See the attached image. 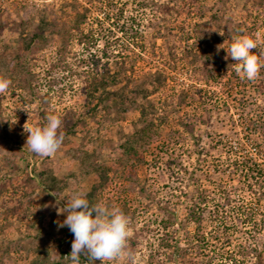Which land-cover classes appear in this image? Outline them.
I'll return each instance as SVG.
<instances>
[{
  "label": "rangeland",
  "instance_id": "obj_1",
  "mask_svg": "<svg viewBox=\"0 0 264 264\" xmlns=\"http://www.w3.org/2000/svg\"><path fill=\"white\" fill-rule=\"evenodd\" d=\"M114 1L113 19L122 7L119 23L125 24L127 35L117 26L114 31L108 30L113 27L112 20L96 24L93 18L101 17L103 9L100 1L0 0V77L11 81L7 92L0 94V264H32L44 255H50L53 264H73L68 255L74 236L67 227L58 228V222L65 219L60 211L73 192L87 195L94 186L96 204L119 208L125 204L124 214L129 220L124 253L103 264H189L171 258L170 248L163 244L176 239L181 247L189 246L190 255L198 251L190 234L186 239L187 231H195V224L186 216L187 208L193 205L190 196L208 190V202L201 204V218L206 225L204 235L209 239V211L214 201L222 200L217 183L225 184L234 200L227 204L228 213L230 205L237 207L240 203L236 201L238 197L252 200L257 196V185L246 187L247 182L237 180L239 172L235 171L234 180L229 181L228 167L225 173L214 170V157L221 154L225 166L224 148L221 142L215 144L216 139L242 136L244 123L238 113L247 117L249 108L253 117L260 115L264 119V0ZM85 5L90 7L85 22L70 28L74 11H81ZM213 13L221 17L219 22L226 27L218 32L225 35L218 46L226 53L232 39L238 36L237 31L256 41L257 49L251 50L261 64L256 79L241 78L235 72L236 62L225 66L221 53L217 54L221 60H211ZM41 17L56 22V26L46 27L45 40L32 41L25 50L24 43L39 31ZM63 22L68 23L66 29L60 27ZM90 30V38L77 41ZM105 39L110 46L104 54ZM126 40L132 44L127 50V63L133 65V70L126 73L132 77L125 88L129 96L145 102L139 93L131 92L134 85L149 71L161 69L167 73L164 87L148 96L160 107L159 114L163 111L167 118L146 149L139 150L145 159L137 168L140 182L128 176L127 162L122 170L119 168L124 159L123 133L132 131L138 117L136 104H126L127 108L116 115L119 104L113 98L100 101L102 88L95 92L92 88L105 64L114 72V53ZM193 52L197 55L195 60ZM124 83L122 79L106 88L116 89ZM181 88L201 89L197 95L200 99L210 94L212 97L202 105L198 98L178 106L176 94ZM89 92L95 97H90ZM163 99L166 106L162 105ZM241 102L248 104L246 109L240 108ZM49 114L61 118L64 141L57 152L44 157L29 150L24 125L43 126ZM252 134L262 140L259 132ZM167 140L171 143H165L166 148L159 151L160 144ZM85 151H94L93 156L87 158ZM255 158L264 164L262 156ZM173 159L179 164L171 162ZM99 165L114 169L102 179L94 168ZM42 171L67 179L60 196H48L39 179ZM249 181L252 183L253 178ZM261 197L264 213V194ZM172 211L176 219L164 228L162 219H171ZM256 218L263 219L257 229L234 222L233 228L228 229L232 235L230 244L222 242L223 236L212 238L194 256L196 264H264V214ZM247 248L255 250L244 253ZM79 264L101 262L82 255Z\"/></svg>",
  "mask_w": 264,
  "mask_h": 264
},
{
  "label": "trees",
  "instance_id": "obj_2",
  "mask_svg": "<svg viewBox=\"0 0 264 264\" xmlns=\"http://www.w3.org/2000/svg\"><path fill=\"white\" fill-rule=\"evenodd\" d=\"M93 1V0H91ZM100 1L99 4H101L103 9H100L101 17L98 15L94 17V21L96 24L101 25L102 23H105V21L112 20V26L109 27L108 30L114 31V26H117V28L122 31L123 33H126L127 30L125 29L124 23H119V19L123 16L122 7L118 8L115 12V18L113 19V14L111 11L115 8L116 3L114 0H96ZM259 5V4H257ZM75 7V6H74ZM82 10L78 11L75 10L73 13V19L69 20V27L73 28L78 26L81 23L85 22V19L87 18V12H89L90 7L85 5L81 7ZM212 21L215 23V30L211 33L209 36V41L211 44L210 49L212 50V53L210 57H212L211 60H221L217 54L220 53L224 55V59L221 60V62L225 66L231 65L234 60L231 59V57H228L227 53L224 51V49L219 48L218 46L219 42L223 41L225 39V35L219 34L218 32L221 29L226 30V27H222L219 20L221 17L217 15L216 13H213L211 15ZM39 28L38 32H34L31 36V38L24 43L25 50L29 49L31 46V42L35 40H45V35L43 34V30L46 27H53L56 26V22H52L46 17H41L39 19ZM68 23L63 22L62 28L66 29V25ZM224 26V25H223ZM103 28V25H102ZM105 28V27H104ZM59 30V29H58ZM66 31V30H64ZM63 31V32H64ZM58 32V31H56ZM109 32V31H108ZM111 32V31H110ZM239 35V32H236ZM93 31L90 30L86 33H82L78 38L77 41L80 43L84 41L86 38H90L92 36ZM227 34V33H225ZM129 37V35L127 36ZM189 38V37H187ZM103 52L106 53V48L109 47V41L107 39L104 40L103 43ZM132 46L131 42L129 40H126L125 43L118 45L116 49V53H114V56L116 59L113 61L114 72H111L108 65H104L103 71H101L100 76L97 75V77L94 78V83L92 84L93 92L95 90H98L99 87L102 89L100 90V94L98 95L99 100H108V99H114L117 104H119V109L116 110V115L120 114V112L124 111L127 106H133L136 104L135 110L138 111V117L133 122V129L129 133H123L125 135L124 142L121 144V149L124 155V159L120 162L119 168L123 167V163L125 164L127 162L128 164V176L130 178H134L136 181L140 182V178L137 174V168L141 166L145 161L144 155L140 154L139 150L142 148L146 149V147L151 143V139L153 136H155L163 122H165L167 118V113L163 112L159 114V106H156V103L153 99H150L148 96L159 89H162L164 85L166 84L167 79V73L162 71L161 69H156L153 72L149 71L147 73H144L143 79L139 81V84L136 86L134 85V88L132 89V93H139L140 98L145 100V102H137L134 99V96H129L125 92V88L127 87V84L129 83V80L132 79L128 74H126L129 70H133V65L128 62L129 53L127 50L131 48ZM219 48V51H218ZM193 57L192 60H195L197 55L195 52L192 53ZM121 75V76H120ZM120 76V77H118ZM125 80V83L120 85V87L116 89H107L106 87L110 85H115L116 83L120 82L121 80ZM201 92V89H187V88H181L177 91V101L176 105H184L191 103V101H195L199 98L198 93ZM205 94V93H204ZM90 97H95L93 93L89 92ZM217 95V94H216ZM207 96V95H206ZM208 98H199L202 103H206L205 100L211 99L212 95L210 94L207 96ZM165 98V97H164ZM164 103L162 105H167L166 99H163ZM115 103V104H116ZM123 105V106H122ZM122 106V107H121ZM248 106L247 103L241 102L240 108L246 109ZM246 107V108H245ZM252 109V108H251ZM204 110H209L208 108H205ZM165 111V110H164ZM252 111L247 108V117H241L242 114L238 113V116L240 117L239 120L241 124L244 123L243 126V134L242 136H234V139H231L229 136H225V138L216 139V142H221L222 146L224 148L223 155L226 156V164L225 166L222 165V162L225 160L221 159V154L216 155L217 157H214V160L216 162L214 170L218 172L225 173V169L228 167L227 171V179L234 180V172H239L238 175L240 176L237 180H243L247 182L246 187H252V185H257L256 193L257 196L253 197V199H244L243 197H238L236 201H239L240 203L237 205H230V210L228 213V210L226 209L228 206L227 204H231L232 201H234L230 197L229 189H226V185L221 183H217V185L221 188L219 190V193L222 195L221 201H214L213 208L210 212V218L209 221L212 222V232L210 239L204 235V231L206 229V225L202 224V206L201 204H206L205 202H208V193L207 189H202L198 192V194L194 197L193 195L190 196V199L193 200V205L189 206L187 208L188 214L190 219L195 224V231L193 233L186 232V239H188V235L190 237H193L194 244H197V250L196 253H200L202 251L201 249H204L208 242H211L213 239H219L220 236H223V241L226 244H230L232 242V235L231 231L228 232L229 228H233L234 222L238 221L241 226H244L243 224H251V227L258 228V226L262 225L261 221L263 219H257L256 215H262L263 216V210L261 209V196L264 194V164L260 163L258 160H256L255 156H262V159L264 160V119L260 115H255L253 117ZM117 118V116L115 117ZM233 123L235 122V119L231 120ZM236 123V122H235ZM254 132H259L260 136L262 137V140L256 139L255 137H252ZM261 132V133H260ZM127 134V137H126ZM238 135V133L236 134ZM252 135V136H251ZM167 143H171V141L167 140L164 141L160 146L158 147L159 151L163 150L164 145ZM167 150V149H166ZM91 151V150H90ZM85 151L84 156L87 158H91L93 156V152ZM201 152V151H199ZM171 162H174L175 164H179V161H176L175 159L171 160ZM95 170L99 173L100 177L103 179V177H106V173L110 169H114L110 167L109 165H99L94 167ZM117 168H115L116 170ZM253 178V182L249 183V179ZM39 179L42 184V186L46 189L49 197H57L60 196L63 189L67 186V179L65 177H58L57 175L42 171L39 174ZM140 179V180H139ZM249 183V184H248ZM223 184V185H222ZM228 186H231L230 184ZM141 188L143 189V185H141ZM96 186H94L93 191H90L89 194L86 195V198L90 202V204H96ZM255 192V189L252 191ZM237 194V193H236ZM255 196V195H254ZM218 202V203H217ZM108 206V205H107ZM195 207V208H194ZM120 209L125 213L126 206L125 204H122L120 206ZM44 211L40 212V215L43 216ZM172 218L169 220L162 219V225L164 228H167L169 224L173 223V220H175L176 215L175 212L172 211ZM232 219V220H231ZM233 221V222H232ZM221 234V235H220ZM193 242V241H192ZM264 243V242H263ZM57 246L59 247V243H57ZM163 247L170 248L171 252V258L174 260L184 263L189 262V264H196L197 261L194 259L195 255L188 253V248L181 247L177 240L175 239L174 242L165 241L163 244ZM251 250L255 249H245L244 253H252ZM203 255V254H202ZM232 259L236 260L235 257ZM195 260V261H194ZM53 259L50 255H44L40 258L37 257L36 260L33 261L32 264H53Z\"/></svg>",
  "mask_w": 264,
  "mask_h": 264
},
{
  "label": "clouds",
  "instance_id": "obj_3",
  "mask_svg": "<svg viewBox=\"0 0 264 264\" xmlns=\"http://www.w3.org/2000/svg\"><path fill=\"white\" fill-rule=\"evenodd\" d=\"M253 49H257L254 39L238 35L226 50L228 57L236 62L235 72L248 80L256 79L261 67L258 55L251 51ZM10 84L9 79L0 77V94L7 92ZM45 120L43 126H26L25 123L24 131L28 133L26 145L29 150L47 157L61 147L64 132L60 130L62 120L57 115L49 114ZM60 212L65 214V219L58 222V228L67 227L74 236L68 255L73 264H79L82 255L103 264L124 253L129 220L119 207H108L103 203L90 204L85 193L76 191L65 199Z\"/></svg>",
  "mask_w": 264,
  "mask_h": 264
}]
</instances>
